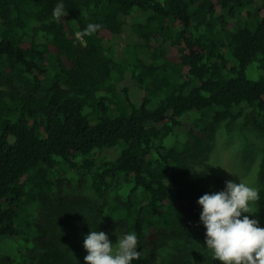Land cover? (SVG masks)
Returning a JSON list of instances; mask_svg holds the SVG:
<instances>
[{
  "label": "trees",
  "instance_id": "16d2710c",
  "mask_svg": "<svg viewBox=\"0 0 264 264\" xmlns=\"http://www.w3.org/2000/svg\"><path fill=\"white\" fill-rule=\"evenodd\" d=\"M134 9L139 43L109 44ZM244 105L264 130V0H0V262L85 264L78 228L135 232L132 264H153L162 237L206 233L198 199L239 182L187 157ZM93 159L95 199L70 202L63 172ZM256 176L264 217V148Z\"/></svg>",
  "mask_w": 264,
  "mask_h": 264
},
{
  "label": "rangeland",
  "instance_id": "374dc122",
  "mask_svg": "<svg viewBox=\"0 0 264 264\" xmlns=\"http://www.w3.org/2000/svg\"><path fill=\"white\" fill-rule=\"evenodd\" d=\"M142 16L138 9L132 10L129 14L123 16L124 28L123 31L113 37L109 44L117 48L124 45H136L139 39L131 30V24ZM139 59L144 60L143 55L137 53ZM252 67L249 68V71ZM254 77V74H251ZM240 109V115L232 123L231 126L222 124L216 133L214 139L209 140V143L203 149L200 155H189L188 161L194 164L190 175L191 177L205 174L215 173L228 176L237 182H244L251 187L257 188L259 183L257 181V169L263 154L264 148V130L258 129L252 123V116L254 110L249 105H244L235 109ZM209 113L194 114L190 118V122L194 127L201 132L202 127L207 124V117ZM195 121V122H194ZM97 159L87 160L80 169L76 171L67 170L63 172L62 177L65 180L64 189L68 192L70 202L79 199H89L94 195L92 194L89 182V168H92ZM191 167V165H190ZM202 169V171H200ZM26 211L30 214L31 218L35 217V201L31 198L27 200L25 205ZM252 214L243 213L242 215H249L250 219L258 221V226L264 228V217L260 216L252 205ZM29 216V217H30ZM71 231V230H70ZM86 230H79L76 228L74 233L71 232L70 238L73 244L78 246L81 251V259L88 254L83 247V241L88 234ZM112 235V236H111ZM108 236L110 242L115 244L119 238L114 233ZM205 233L190 235L182 241L171 240L170 237L161 238L160 246L158 248V255L153 264H221L220 261L213 259V253L207 248L205 244ZM4 253L8 251L3 250ZM2 252L0 251V254ZM2 264V262H0Z\"/></svg>",
  "mask_w": 264,
  "mask_h": 264
},
{
  "label": "clouds",
  "instance_id": "9594fccd",
  "mask_svg": "<svg viewBox=\"0 0 264 264\" xmlns=\"http://www.w3.org/2000/svg\"><path fill=\"white\" fill-rule=\"evenodd\" d=\"M60 21L67 15L62 2H58L52 12ZM102 25L89 23L83 30L76 32V38L91 36ZM202 171V169L200 170ZM260 199L259 190L244 182L225 181L221 191L205 193L197 201L201 206L200 222L206 229L205 244L213 253V259L221 264H264V228L258 221L250 219L252 205ZM138 237L130 232L118 238L113 244L103 231H89L83 241L87 251L85 264H132L138 260Z\"/></svg>",
  "mask_w": 264,
  "mask_h": 264
}]
</instances>
